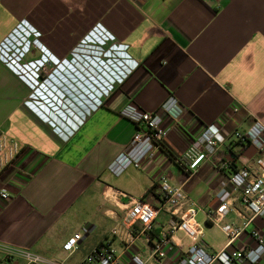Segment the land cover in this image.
I'll list each match as a JSON object with an SVG mask.
<instances>
[{"label":"crops","instance_id":"1","mask_svg":"<svg viewBox=\"0 0 264 264\" xmlns=\"http://www.w3.org/2000/svg\"><path fill=\"white\" fill-rule=\"evenodd\" d=\"M100 24L115 36L110 43L127 44L139 64L88 114L93 98L73 87L71 75L86 83L83 75L101 69L92 63L85 69L77 63L76 70L58 64L73 51L82 53V39ZM50 53L59 61L43 72ZM171 95L185 112L179 122L165 117L171 130L163 146L140 167L113 174L109 164L137 130L120 110L134 103L159 111ZM257 120L264 123V0H0V129L21 146L12 164L0 167V188L10 195H0V244L66 264H78L103 245L114 247L124 264H135V252L146 264H181L193 242L181 228L171 233L167 256H153L156 241L170 226L168 211L159 212L150 232L135 225L136 242L129 251L123 235L113 234L131 197L156 206L163 202L162 176H167L199 208L202 240L210 251H219L229 238L209 214L216 212L217 193L226 187L231 209L221 221L241 224L248 218L242 192L229 177L245 158L255 166L260 150L235 141L233 134ZM211 124L221 128L224 144L196 171H188L185 151ZM84 227L88 232L79 249L64 251L65 241ZM252 228L264 236V215L229 249L255 246ZM0 259L25 264L1 251ZM242 264H264V256Z\"/></svg>","mask_w":264,"mask_h":264},{"label":"built area","instance_id":"2","mask_svg":"<svg viewBox=\"0 0 264 264\" xmlns=\"http://www.w3.org/2000/svg\"><path fill=\"white\" fill-rule=\"evenodd\" d=\"M38 36H42L39 31ZM114 38L115 36L103 25H97L82 39L80 44L82 47L79 49L82 53L73 51L71 59L64 58L58 64V66L70 65L74 68L73 70H76L77 63H79L80 69L85 66L90 67L92 63L97 66L98 70L101 69L98 73L97 69L95 73L90 72L92 75H89V78L83 75L88 86L82 80H78L76 76L71 75V78L75 80V82L71 81L72 85L74 83L76 87L83 89V96L93 98V101L86 98L92 102L88 114L102 106L104 96H108L116 85L123 82L139 64L127 52V44L110 43ZM46 57L43 72H48V64L52 63L55 58L59 61L51 53ZM77 57L80 61L77 60ZM80 62H84V65H81ZM50 75L52 72L49 73ZM65 79L70 83V78L66 77ZM46 80L48 77L44 78V81ZM107 80L109 81L107 82ZM90 86L95 89L89 88ZM97 87L102 88L98 94L96 93ZM78 88L77 90H79ZM184 112L185 108L176 95H171L159 111L143 110L134 103L125 105L120 110V114L133 121L137 125V130L129 147L111 161L109 170L115 175H121L131 166L140 167L144 159L154 156L157 148L163 146L170 133L171 128L164 123L165 117L179 122ZM86 114L84 118L81 117L80 123H83ZM233 136L235 141L255 145L260 150V154L255 158L254 167L245 158L243 166L235 170L229 177L234 188L242 192L243 202L250 212L248 218L241 224L221 221L231 209L230 200L225 198L228 193L226 187L221 188L217 193L220 205L216 212L209 214L210 222L220 224L228 235L227 245L219 251L209 250L208 245L202 240L203 231L197 219L199 208L188 202V196L181 186L170 183L167 176H162L163 202L156 206L141 197H131L130 206L123 222L113 230V234L123 235L125 238L126 250L129 251L136 242L135 225L141 223L144 231H152L155 219L159 212L164 210L170 212L173 217L170 226L162 231L154 245L153 256L156 258L162 259L167 256L168 248L172 244L171 233L180 228L193 239L188 252L180 259L181 264H242L245 261L257 263L263 258L264 236L256 228L250 230L252 237L257 240L255 246L240 249L229 248L248 231V226L257 216L264 215V123L257 120L249 129L236 131ZM224 141L225 135L219 126L215 124L206 126L200 134L193 138L185 151L188 171H196L206 159L220 150ZM20 152V143L16 139H11L6 132L0 129V167L5 169L12 164ZM0 195L3 199L10 198L6 188H0ZM84 232H88L87 227L71 235L63 244L64 251L72 253L79 249ZM0 251L6 259L22 258L25 260V264H66L64 261L49 258L23 247L0 244ZM131 257L135 264H146V260L140 253H132ZM0 264L5 263L1 261ZM78 264H124V261L114 247L103 245L89 253Z\"/></svg>","mask_w":264,"mask_h":264},{"label":"trees","instance_id":"3","mask_svg":"<svg viewBox=\"0 0 264 264\" xmlns=\"http://www.w3.org/2000/svg\"><path fill=\"white\" fill-rule=\"evenodd\" d=\"M185 167L187 168V165H185ZM2 260L0 259V262H1Z\"/></svg>","mask_w":264,"mask_h":264}]
</instances>
